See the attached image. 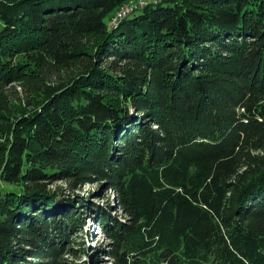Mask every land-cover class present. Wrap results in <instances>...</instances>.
<instances>
[{
  "label": "trees",
  "instance_id": "obj_1",
  "mask_svg": "<svg viewBox=\"0 0 264 264\" xmlns=\"http://www.w3.org/2000/svg\"><path fill=\"white\" fill-rule=\"evenodd\" d=\"M58 180L111 264H264V0H0V264H70Z\"/></svg>",
  "mask_w": 264,
  "mask_h": 264
},
{
  "label": "rangeland",
  "instance_id": "obj_2",
  "mask_svg": "<svg viewBox=\"0 0 264 264\" xmlns=\"http://www.w3.org/2000/svg\"><path fill=\"white\" fill-rule=\"evenodd\" d=\"M114 20V19H113ZM15 63L21 62L26 64L27 67H33L36 62L34 61V57L31 54L20 53L16 54L14 57ZM37 65V64H36ZM65 76H63L64 78ZM52 81L56 82L58 76H52ZM21 87L17 86V91L20 92V96L22 98V102H20V106L23 111L29 113L34 108L38 106V104L42 100V96L40 93H25L22 94ZM30 103V104H29ZM104 183L94 182L83 185L81 187H73L66 180H58L55 182H50L48 184V190L52 194H55L57 197V201L59 205H56L55 208L59 209L60 204L65 202L66 200L71 201L76 206L79 201H85L88 207L94 206L95 213L94 217L90 211L87 215H85L86 224L83 227L82 233H77L70 237L69 242L64 241V252L67 253L64 255L63 260L65 259L67 263H79V264H111L112 258H110L109 249L111 245V240L105 232V223L104 216L100 207L109 208L110 204L112 205L115 201V194L113 191H105ZM0 188L6 191H16L21 188V186L15 184H7L4 182H0ZM116 206V203L114 204ZM79 206V205H78ZM80 207V206H79ZM82 209V208H80ZM58 210V211H59ZM86 211V210H85ZM88 211V210H87ZM86 211V212H87ZM112 214L116 217L118 216L120 220H127L124 212L119 211L117 214L112 212ZM93 217V218H92ZM95 219V220H94ZM97 219V220H96ZM110 219V217H109ZM111 224V223H110ZM109 224V225H110ZM60 239V238H59ZM72 248L75 250L74 255L70 254L68 250Z\"/></svg>",
  "mask_w": 264,
  "mask_h": 264
},
{
  "label": "built area",
  "instance_id": "obj_3",
  "mask_svg": "<svg viewBox=\"0 0 264 264\" xmlns=\"http://www.w3.org/2000/svg\"><path fill=\"white\" fill-rule=\"evenodd\" d=\"M143 0H139V2H142ZM130 9H124L123 11L119 12V16L122 18L125 16V14L127 13V11H129Z\"/></svg>",
  "mask_w": 264,
  "mask_h": 264
}]
</instances>
